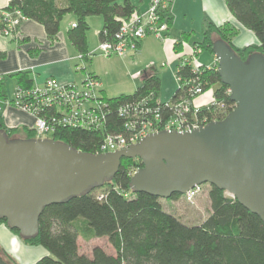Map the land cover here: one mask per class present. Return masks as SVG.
Instances as JSON below:
<instances>
[{
    "label": "trees",
    "instance_id": "obj_1",
    "mask_svg": "<svg viewBox=\"0 0 264 264\" xmlns=\"http://www.w3.org/2000/svg\"><path fill=\"white\" fill-rule=\"evenodd\" d=\"M224 1L235 21L251 32L257 43L236 48L232 44V38L238 33L234 26L229 23L221 26L206 23L201 40L190 46L199 53L213 55V42L220 39L243 61L252 53L264 55V0ZM15 10L21 13L24 20L41 24L51 40L56 38L63 17L72 14L75 27H70L67 39L81 56V61L89 56L87 17L102 18L98 34L99 42H102L112 41L121 24L137 12L130 0H10L7 7L0 11V31L4 28L2 14ZM167 22L170 26V14ZM187 40L183 34L173 45L174 53H179L182 42ZM15 77L20 89L32 87L28 84L27 73H17ZM174 77L177 88L169 102L179 98L190 99L191 85L200 84L203 91L213 89L216 103L223 105L227 112L234 108L227 94L228 87L221 84L216 68L204 66L199 72H193L189 63H178ZM159 89L158 77L143 72L141 86L133 94L105 98L108 109L105 120L98 128L57 127L50 134V139L96 154L104 136L127 135L125 120L117 114L120 105L150 97L164 118L170 115V108H164L166 102L159 101L157 105ZM5 100L1 82L0 107ZM9 105L14 107L13 103ZM214 108L200 109L197 117L210 115ZM0 130L9 139L18 136L17 130L4 127L1 116ZM36 137L35 128L23 131L22 138ZM139 168L141 163L138 159H122L110 181L66 202L45 207L38 220L36 236L22 239L25 244L39 246L47 252L33 264H264V223L258 216L223 191L210 186L208 200L211 213L197 225H185L163 209L161 199L130 190L132 173ZM179 197L174 194L169 199ZM0 224L7 227L3 219H0ZM9 230L19 237L16 230ZM100 238L107 240L113 254L98 245L92 246L89 255L80 250L79 239L89 242ZM0 256L7 264L14 262L2 251Z\"/></svg>",
    "mask_w": 264,
    "mask_h": 264
},
{
    "label": "water",
    "instance_id": "obj_2",
    "mask_svg": "<svg viewBox=\"0 0 264 264\" xmlns=\"http://www.w3.org/2000/svg\"><path fill=\"white\" fill-rule=\"evenodd\" d=\"M212 53L234 108L191 132L160 131L126 148L91 154L50 138L9 139L0 130V219L21 239L33 238L45 207L110 181L122 159H138L132 192L169 199L206 184L264 223V55L243 61L220 39ZM0 264H7L1 256Z\"/></svg>",
    "mask_w": 264,
    "mask_h": 264
},
{
    "label": "built area",
    "instance_id": "obj_3",
    "mask_svg": "<svg viewBox=\"0 0 264 264\" xmlns=\"http://www.w3.org/2000/svg\"><path fill=\"white\" fill-rule=\"evenodd\" d=\"M173 0H149L145 11H137L128 21L121 24L112 41L99 42L97 51L102 57L116 56L124 58L137 51L139 43L147 36H152L168 44L166 32L169 7ZM4 28L1 35L4 37L16 36L19 24L24 20L18 10L2 14ZM71 27H75L72 24ZM181 51L175 53L180 64L189 63L193 72H199L204 66L199 64L195 56L199 51L194 50L186 43L181 44ZM89 55V54H88ZM89 57V56H88ZM79 60L81 56L79 55ZM162 63L165 67L169 63ZM216 58L213 64L206 68H216ZM79 67H77V70ZM139 77L142 73L138 74ZM2 77L0 76V83ZM190 99L179 98L174 102L165 103L164 108H170V115L164 118L153 104L150 97L126 102L117 109V114L125 120L127 135L109 134L104 136L96 154L113 152L136 144L148 134L160 131L188 133L215 121L217 113H228L227 109L217 104L213 93L203 91L200 84L191 85ZM211 91V90H210ZM210 94V95H209ZM229 95V91H227ZM199 100V101H198ZM31 114L35 119L37 137H47L57 127H71L81 129H96L106 117L108 103L102 96L99 80L91 74H85L80 85L74 83L62 84L54 78L46 79L42 85L22 90L15 88L13 98L2 102L3 106H10ZM159 101L157 102L158 105ZM215 107L210 115L197 117L200 109ZM135 171H133L134 173ZM132 173V175H133ZM203 189V185L194 186L182 197L191 202Z\"/></svg>",
    "mask_w": 264,
    "mask_h": 264
},
{
    "label": "crops",
    "instance_id": "obj_4",
    "mask_svg": "<svg viewBox=\"0 0 264 264\" xmlns=\"http://www.w3.org/2000/svg\"><path fill=\"white\" fill-rule=\"evenodd\" d=\"M9 1L0 0V11L7 7ZM130 2L140 12L145 11L149 4V0H130ZM169 14L171 23L166 32L168 44L171 41L174 43L180 40L183 34L188 39V43H184L191 45V43L199 42L201 40V32L206 23H211L215 26L229 23L234 26L238 33L232 38V44L236 48L257 43L254 35L241 28L235 21L228 11L224 0H173L169 7ZM86 22L89 27L88 30H91V26H96L95 34L98 38L102 28V18L90 16L86 18ZM74 23L75 17L72 14L65 15L60 22L56 38L52 40L46 36L41 24L28 19L23 20L19 24L16 36L4 37L0 31V76L2 77L6 99L11 100L13 98L15 88L18 86L15 77L17 73H27L29 86L35 87L42 85L48 78H54L62 84L81 83L84 79L81 76V71H83L82 75H94L99 80L100 87H102V78L105 79L107 74L106 69L111 65L112 58H116V56L102 57L100 55L101 57L95 56L91 58V55L97 52L99 38L97 43L92 41L89 43L87 40L89 30L86 33L89 57L84 61L79 60L78 52L67 39V32ZM174 56L175 53L170 48V45L166 46L159 39L147 36L139 43L136 52L124 58L131 59V61L126 63L131 62L133 71L130 78L135 80L139 78L138 74L143 72L154 74L157 77V70L152 66L154 62L169 61L167 66H173L175 72L179 61ZM210 56L211 61L209 64L212 65L214 56ZM80 61L90 66L88 71L83 67L77 70ZM100 90L104 94V91ZM0 116L4 127L8 130H17V134L20 137H23V131L35 128L34 117L21 109L4 106L2 111H0ZM102 239L105 238L89 242H98ZM94 245L103 248L99 242ZM107 245L111 250L108 253L113 254L108 243ZM0 251L4 252L16 264H33L41 257L47 255L43 248L25 244L4 224H0ZM90 251L91 249L89 252H83L89 255Z\"/></svg>",
    "mask_w": 264,
    "mask_h": 264
},
{
    "label": "rangeland",
    "instance_id": "obj_5",
    "mask_svg": "<svg viewBox=\"0 0 264 264\" xmlns=\"http://www.w3.org/2000/svg\"><path fill=\"white\" fill-rule=\"evenodd\" d=\"M95 30H96V26L95 25L91 26V30L87 34V40L89 43L90 41L94 43L98 42V38L97 35L95 34ZM95 56H100L98 54V51L95 52L93 55H91V58ZM195 59L197 60V62H199V64L203 66L211 65L209 64L211 61V56L207 52H201L197 54L195 56ZM128 61H131V59L119 58V57L112 58V63L106 69L107 74L105 79L102 78V84H101L102 87H100V89L104 91L105 98L110 99V98H116L120 95H131L141 86L140 77L135 80L130 78L133 69L130 64L131 62L128 64L126 63ZM164 62L167 61H162V63ZM162 63L154 62L152 63L153 64L152 66L154 67V69L157 70V77L160 81V89L157 95L158 96L157 99L160 102H167L168 100H170L171 96L173 95L174 91L177 88V81L174 77V67L170 65L163 67L161 66ZM80 67H83L88 71L90 66H87L85 62L80 61L79 68ZM81 72H80L81 76L84 77L85 74L82 75L83 71ZM80 84H81L80 82L76 83V85H80ZM210 90H208V92L213 93V89ZM3 107H0V111H2ZM226 114L227 113H222V112L217 113L216 119L220 118V120H222ZM17 137L22 138L20 137V135H18ZM44 138H50V135H47V137H42L41 139ZM209 189H210L209 185L206 184L203 185L202 191L191 202H186L184 198L180 196L176 200L161 199L160 200L162 203L161 205L166 212H169L175 217H177L185 225H189V226L197 225L200 222H202L211 213L210 204L208 200ZM225 195L231 197L228 194ZM98 242L99 244H101V246H103L105 250H107V252L111 251L105 239H102L101 241ZM98 242L97 241L85 242L81 239L78 240L80 250L85 252H89V250L92 249V246H94V244ZM11 264H16V263L12 262Z\"/></svg>",
    "mask_w": 264,
    "mask_h": 264
}]
</instances>
